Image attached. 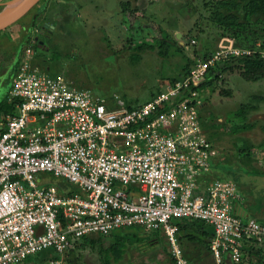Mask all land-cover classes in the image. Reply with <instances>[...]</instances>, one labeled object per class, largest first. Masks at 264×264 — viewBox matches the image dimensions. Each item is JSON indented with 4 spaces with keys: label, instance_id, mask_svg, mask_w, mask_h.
<instances>
[{
    "label": "built area",
    "instance_id": "2783aa9c",
    "mask_svg": "<svg viewBox=\"0 0 264 264\" xmlns=\"http://www.w3.org/2000/svg\"><path fill=\"white\" fill-rule=\"evenodd\" d=\"M249 55L264 58V41L197 58L183 78L134 107L22 60L10 91L16 112L0 122V264L62 255L86 235L135 225L162 230L176 263L190 264L181 220L213 228L214 264H249L244 248L264 247V223L237 212L244 203L235 182L211 179L216 152L198 112L210 69ZM44 174L77 190L61 192Z\"/></svg>",
    "mask_w": 264,
    "mask_h": 264
},
{
    "label": "rangeland",
    "instance_id": "374dc122",
    "mask_svg": "<svg viewBox=\"0 0 264 264\" xmlns=\"http://www.w3.org/2000/svg\"><path fill=\"white\" fill-rule=\"evenodd\" d=\"M8 1L0 0V7L3 8ZM44 1L46 3L43 6L36 4L23 18L0 34V61L7 52H17L18 58L28 59L30 55H26L25 40L21 44L14 41L24 36L29 21H32L30 27L34 31L33 39L28 46L33 57L28 59L32 66L48 74H62L73 85L88 88L102 98L105 96L110 99L113 95H119L132 105L147 102L164 89L170 80L180 79L183 67L190 60L202 58L206 51L213 53L227 47L254 45L253 41L235 44L234 39L231 42L222 40L223 30L211 19L212 5L217 0ZM127 1L131 12L125 14L121 3ZM136 7L138 9L134 12L132 9ZM32 14L34 17L30 19ZM160 27L180 46L179 51L178 46L173 44L166 57L158 54L155 40L162 35ZM41 28L53 31L46 43L49 49L45 53L34 40L38 34L36 30ZM251 31L258 33L260 42L264 41L261 25L251 27ZM253 38H257V34H253ZM140 42L152 43L155 48L139 52L137 45ZM7 72L1 62L0 100L7 95ZM215 74L216 71L209 77L214 78ZM224 90H229L230 95L224 94ZM200 94L204 104L198 112L207 126V129L204 125L202 127L203 135L216 152L214 159L219 162L212 166V172L235 182L241 191L243 203L247 208L251 207L250 213L255 211L253 217L264 221V202H260L261 197H264V146H260L264 143V100H250L254 95L264 97V78L246 81L235 69L227 70L211 86L201 90ZM248 101L255 107L249 111L246 120L252 127L241 130L239 126L243 124L234 117L233 112ZM214 120L220 123H214L211 129ZM241 145L255 153L254 156H244L239 150ZM42 177L46 178L44 183L66 191L76 188L61 177L49 174ZM38 181H41V176ZM120 229L116 230H119L118 236L121 237L117 238L113 233L104 237L106 246L117 241L126 243V251L118 264H157L155 253L157 257H164L159 258L161 263L159 261L158 264L171 263L170 258L164 256L169 243L163 231L145 227ZM187 246L186 251L195 250L190 243ZM198 246L202 261L191 262L214 264L204 244ZM99 249V246L84 245L70 254L65 252L62 255L52 251L48 255V251H44L32 256L24 264H51V261L59 258L62 264H103Z\"/></svg>",
    "mask_w": 264,
    "mask_h": 264
},
{
    "label": "trees",
    "instance_id": "16d2710c",
    "mask_svg": "<svg viewBox=\"0 0 264 264\" xmlns=\"http://www.w3.org/2000/svg\"><path fill=\"white\" fill-rule=\"evenodd\" d=\"M45 3L46 2L44 0H40L38 2V4L40 5L39 7L43 6V4ZM121 6L123 9V13L125 12V14H128V12L129 13L131 12L129 1H127L126 3H121ZM212 6H213V14H212L211 19L214 23H216V25L219 27L221 31L223 30L222 31L223 34L221 36L224 38L222 40L231 42L232 39H234L235 44H237L238 42H244V41L246 42L253 41V44H256V42H259L258 33L256 31H251V27H257L261 25L264 30V0H217ZM137 9L138 8L136 7L135 9L133 8L132 10L136 12ZM160 29L162 30V35L159 38H157V40H155L156 41L155 45L158 48L157 50L158 54L163 57H166L173 44L178 46L177 48L179 51L181 48L178 44L174 42L171 35L165 32L163 28L160 27ZM253 34H257V38L254 39ZM155 45L152 43L140 42L137 45V50L143 53L147 49H151V50L154 49ZM241 46H247V45H241ZM211 53H212L211 51L210 52L206 51L203 57H207L211 55ZM193 64H194V61L190 60L188 64L183 67V70L181 71V78H183L189 72ZM16 66L17 64L15 65V68ZM232 69H235V71H238L241 77L246 81H257V80L263 79L264 78V58H262L259 55H249V56H240V57L229 58V59L219 61L209 71V74L216 71L215 76L213 75L214 78L209 77V74H208L207 80H205L200 86L201 90H203L205 87L211 86L215 80H218L219 75L222 72L227 71V70H232ZM180 79L174 78L170 80V83H173ZM223 93L226 95H230L229 90H224ZM250 100H256V101L264 100V97L261 95H254L251 97ZM249 102L250 101L246 103H242L240 107L236 111L233 112L234 117L240 119L243 124L239 126V129L241 130L251 129L252 127L251 123H246L247 115L249 111L252 109H255V107H252ZM127 105L129 107L137 106V105H132L129 102H127ZM1 112L13 115L16 112V101L8 102L7 100H5V101L0 102V113ZM199 119L203 127L204 118L200 114H199ZM214 123L219 124L220 122L214 120L212 122L211 129L214 127ZM204 127L205 129H207V126L204 125ZM260 146H264V143H262ZM242 147H244V145H241V148L239 150L242 154H244V156H247L250 158L254 156L255 153L247 149V147H244V148ZM75 190H77V187L73 188L72 190H67V191L65 189L60 188V191L65 192V193H68V192L70 193ZM260 202L261 204L262 202H264L263 196L261 197ZM249 216L253 217L252 214H249ZM177 222L180 228L182 229V226L180 225L182 223L180 221H177ZM200 222L203 224H206L202 221ZM260 222L264 223V221H260ZM132 227H143V226L135 225L129 228H132ZM119 230L118 231L113 230L108 234L113 233L112 235H114L115 237L117 238L121 237V236H118ZM108 234H105V235H108ZM105 235L97 234V233L86 235L82 237L81 239L75 241L73 247L70 248L68 251H66V254H70L77 247H84V245H89L93 247L99 246L100 247L99 254L101 255L103 264H118L120 260L123 258V255L126 251V247H127L126 243L117 241L116 243H112V244L110 243L106 246L104 245ZM187 236L190 238H193L192 235H187ZM210 240L208 242L206 241L203 242L205 248L209 252H210V243H211ZM180 244H181L183 251H185L184 250L185 246L184 244H182V241L180 242ZM168 246L170 248V244ZM169 248H166V253L164 254V256L170 258V262H171L170 264H177ZM244 249H245L244 251H247L246 258L248 259L247 262H249V264H264V247H256L255 245L251 244V245L246 246ZM183 253H184V257L190 263L189 256L185 252ZM154 255H155L154 259L156 260V263L158 264L159 261L161 260L159 258H162L163 256L157 257L156 253Z\"/></svg>",
    "mask_w": 264,
    "mask_h": 264
},
{
    "label": "crops",
    "instance_id": "0c3cea01",
    "mask_svg": "<svg viewBox=\"0 0 264 264\" xmlns=\"http://www.w3.org/2000/svg\"><path fill=\"white\" fill-rule=\"evenodd\" d=\"M38 4V3H36ZM35 4V5H36ZM35 5H33L32 7H34ZM31 7V8H32ZM27 10L25 12V14H23L19 19H17L16 21H14L13 23H11L7 28L11 27L12 25H14L17 21H19L21 18H23L30 10ZM0 9H2L0 7ZM31 16V15H30ZM29 18L32 19L34 16L32 14V16ZM32 21H29V27H27V31L24 33V36L20 38V40H17V41H14V42H23L25 40V43H26V55H30L28 57L29 60L33 59V57L31 56V52H27V49H30L28 48V46L31 44V40L33 39L32 38V35H33V28L30 27V24H31ZM5 28V29H7ZM4 29V30H5ZM4 30H1L0 31V34L3 33ZM21 44V43H20ZM31 50V49H30ZM25 59V58H18V54L17 52H10L8 53L7 52V55L4 53V56L2 57V60L0 61L4 63V67L6 69V71H8V75H9V78H8V83H9V87H8V90H7V95H6V98H3L0 100V102L2 101H5L7 100L8 102H11L10 100V91H11V87H12V80H13V77L15 76V73H16V70H17V66H19V64L21 63V61ZM27 59V60H28ZM17 64L16 68H15V65ZM48 68H50V66H48ZM47 69V67L45 68ZM58 74V73H57ZM53 75V74H52ZM98 96V95H96ZM101 97V96H99ZM103 98H105V96H103ZM204 103H202L203 105ZM201 105V106H202ZM9 114L8 113H0V122L1 121H5L6 120V117L8 116ZM214 150V149H213ZM214 159V158H213ZM218 160L214 159L212 160V166H215L216 164H218ZM213 172H211L210 174V177H212L213 179H217V178H220L218 176H216L214 173L212 174ZM211 178V179H212ZM250 210H251V207L247 208L245 204H243V206H240L239 207V212L243 215H249V214H255V211L252 210V212L250 213ZM254 216V215H253ZM264 218V217H263ZM182 224H180L182 226V229L180 228V231H179V237H180V242L182 241V244H184V252L189 256L190 258V263L191 260L192 261H195V262H201V258H202V255H201V251L199 250V244L203 245L202 243L204 241L208 242L210 239H212L213 235H214V230L213 228L208 225V224H203L201 223L200 221H195V220H181L180 221ZM180 227V226H179ZM187 235H192L193 238H190L188 237ZM211 241V240H210ZM191 244V246L195 249V250H191L189 249L188 251H186V249H188L187 247V244ZM197 249V250H196ZM49 253V252H48ZM210 253V252H209ZM193 257V258H192ZM192 258V259H191ZM193 264V263H192Z\"/></svg>",
    "mask_w": 264,
    "mask_h": 264
},
{
    "label": "water",
    "instance_id": "95a60500",
    "mask_svg": "<svg viewBox=\"0 0 264 264\" xmlns=\"http://www.w3.org/2000/svg\"><path fill=\"white\" fill-rule=\"evenodd\" d=\"M39 1L40 0H9L5 6L11 2H14V6L7 11L3 10L5 6L0 10V31L4 30L11 23L19 19L27 10Z\"/></svg>",
    "mask_w": 264,
    "mask_h": 264
},
{
    "label": "flooded vegetation",
    "instance_id": "af4514ba",
    "mask_svg": "<svg viewBox=\"0 0 264 264\" xmlns=\"http://www.w3.org/2000/svg\"><path fill=\"white\" fill-rule=\"evenodd\" d=\"M38 32V34L35 35L34 40L35 43L38 45V47L45 52L48 51V47L46 46V43L48 41L49 38L52 37L53 35V31H51L50 29H44L41 28L39 30H36ZM50 32V33H49ZM52 32V33H51ZM43 35V37L41 35ZM41 37V38H40Z\"/></svg>",
    "mask_w": 264,
    "mask_h": 264
},
{
    "label": "bare ground",
    "instance_id": "6f19581e",
    "mask_svg": "<svg viewBox=\"0 0 264 264\" xmlns=\"http://www.w3.org/2000/svg\"><path fill=\"white\" fill-rule=\"evenodd\" d=\"M13 6H14V2H11V3H9L8 5H6V6L3 8V10L7 11V10L11 9Z\"/></svg>",
    "mask_w": 264,
    "mask_h": 264
}]
</instances>
